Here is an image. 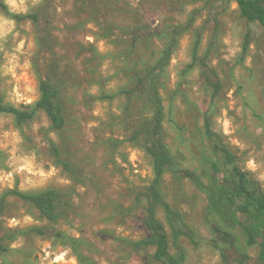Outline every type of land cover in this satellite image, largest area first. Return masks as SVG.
<instances>
[{"label":"rangeland","instance_id":"rangeland-1","mask_svg":"<svg viewBox=\"0 0 264 264\" xmlns=\"http://www.w3.org/2000/svg\"><path fill=\"white\" fill-rule=\"evenodd\" d=\"M1 1L0 102L32 109L39 79L47 78L59 90L65 124L52 129L39 108L20 124L0 112V264H161L152 246H133L148 235L142 193L153 178L142 132L152 106L135 74L170 43L158 90L171 163L159 189L203 237L198 245L180 238L179 264H218L209 239L243 246L239 226L207 215V196L193 177L227 183L230 166L204 134L209 116L247 183L264 190V28L241 17L234 0ZM14 187L54 189L58 221L27 201H2ZM233 196L247 213L250 193ZM157 216L164 220L161 209Z\"/></svg>","mask_w":264,"mask_h":264},{"label":"trees","instance_id":"trees-1","mask_svg":"<svg viewBox=\"0 0 264 264\" xmlns=\"http://www.w3.org/2000/svg\"><path fill=\"white\" fill-rule=\"evenodd\" d=\"M234 2L241 17L247 21L257 22L264 28V0H234ZM0 7L7 11L6 5L1 0ZM12 16L16 19H22L29 15L14 14ZM198 44L199 38L196 39L194 45L193 63L196 61ZM246 45L247 39L244 41L243 47L245 48ZM172 46L173 43L168 44L158 61L143 74L139 72L135 74L136 83L147 93L152 106V114L143 125L142 132L146 140L145 150L152 160L153 178L142 193L145 201L143 226L148 235L134 241L133 246L135 249L152 246L154 248L152 257L161 264H179L182 259L179 244L181 237L187 238L193 245H198L203 240V237L187 223L182 213L166 200L159 189L162 174L171 163V156L161 139L164 105L158 90V80L160 73L164 71L168 63ZM202 63L205 64L204 60ZM209 71L216 78L215 71L213 69H209ZM212 86L215 93L221 88L218 79H215ZM38 89L39 96L32 109L28 106L17 107L0 102V112L11 113L16 122L20 124L30 118L35 109L39 108L48 116L52 129H61L65 124V119L62 106L58 101V88L49 79L40 78ZM204 134L211 142L214 151L221 155L223 163L230 166L228 179L225 185H219L218 183L212 185L205 183L200 176L196 175L193 177L194 184L207 196V215L214 213L219 218L229 220L239 226L244 235L243 246L238 244L236 239L228 244H221L216 239H209V242L218 251L220 260L218 264H264V190L247 183L245 173L237 165L234 154L223 143L220 134L212 129L209 116L204 117ZM55 152L59 162L68 168V163L60 159L57 150ZM247 192L251 195L252 206L245 213L243 207L238 205L233 195L242 196ZM8 195L31 203L37 209L39 215L48 222L55 224L58 221V207L54 189L26 192L14 187L8 189L2 195L1 200L3 201ZM158 209L163 211L164 220L157 216ZM228 209L230 213L226 214L224 211ZM171 244L178 249L177 255L171 252ZM253 245L258 247L255 256H251L246 249V247ZM0 249H4L1 239Z\"/></svg>","mask_w":264,"mask_h":264},{"label":"clouds","instance_id":"clouds-1","mask_svg":"<svg viewBox=\"0 0 264 264\" xmlns=\"http://www.w3.org/2000/svg\"><path fill=\"white\" fill-rule=\"evenodd\" d=\"M9 2H10V3H13V2H14V0H9Z\"/></svg>","mask_w":264,"mask_h":264}]
</instances>
